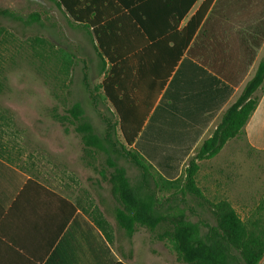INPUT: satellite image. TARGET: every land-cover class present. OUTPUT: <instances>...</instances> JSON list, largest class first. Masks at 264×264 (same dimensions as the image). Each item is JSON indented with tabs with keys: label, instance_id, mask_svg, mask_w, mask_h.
<instances>
[{
	"label": "crops",
	"instance_id": "obj_1",
	"mask_svg": "<svg viewBox=\"0 0 264 264\" xmlns=\"http://www.w3.org/2000/svg\"><path fill=\"white\" fill-rule=\"evenodd\" d=\"M97 3L102 22L106 16L109 22L112 17L127 22L124 45L118 48L123 57L118 60H123L125 76L122 111L134 114L140 126L132 148L164 178L177 180L264 57V0ZM207 4L195 28L197 13ZM73 28L86 32L95 49L85 29ZM3 37L0 33V39ZM113 66L118 64L108 63L109 78ZM108 104L112 114H118L110 101ZM245 132V137L227 142L214 158L201 161L199 174L204 162L214 165L223 161L226 167L234 166L238 161L236 141L242 138L251 152H264V92ZM3 147L7 154L0 157V264H142L136 258L131 260V249L119 255L83 212L77 192L49 181L56 177V166L44 164L37 154L21 165L10 155L17 150L15 145ZM67 150H73L72 144ZM75 156L82 168L83 144L75 147ZM215 175L211 170L212 183L217 182Z\"/></svg>",
	"mask_w": 264,
	"mask_h": 264
},
{
	"label": "trees",
	"instance_id": "obj_2",
	"mask_svg": "<svg viewBox=\"0 0 264 264\" xmlns=\"http://www.w3.org/2000/svg\"><path fill=\"white\" fill-rule=\"evenodd\" d=\"M63 9L70 18V25L85 29L93 38L97 55L101 60L103 81L93 89L96 101H110L118 114L103 118L105 130L97 133L80 103L73 104L65 114L57 116L59 124L66 133L70 127L79 136L86 157L96 158L103 155L105 166L99 170L102 181L110 185L111 195L116 202L114 218L120 230L131 240L140 228L151 233L155 242L169 243L181 264H260L264 258V197L243 219L227 199L209 200L198 185L197 176L200 162L214 158L230 140L245 137V127L257 109L264 92V57L254 75L244 86L240 96L228 108L212 136L205 140L198 152L188 161L182 177L171 181L164 178L138 151L132 148L139 131V121L134 114H123L124 71L123 54L118 51L124 45L123 30L127 24L123 17L102 22L99 15V0H51ZM212 1V0H211ZM209 4L201 8L193 22L195 28L206 13ZM132 14V13H131ZM132 16V15H131ZM0 17L30 26L41 22L39 13L21 15L18 12L0 8ZM133 17L138 25L140 19ZM143 25V24H142ZM0 33H4L0 31ZM6 35L5 39L12 38ZM36 44V39L34 40ZM156 42L157 40H151ZM37 43L51 49V55H58L63 72L71 79L76 56L53 43L37 40ZM108 63L118 64L111 68L108 77ZM87 87L88 75L84 73ZM94 93H97L94 96ZM115 117V118H114ZM8 117L0 114V122ZM1 126V123H0ZM2 148L3 144L0 145ZM0 157H4L0 151ZM124 159L133 164L140 172L139 179L132 183L127 169L118 163ZM194 198L201 208H208L215 224L199 219L193 221L190 214L195 212L188 199ZM83 212L103 232L113 244L109 235V223L102 213L90 212L80 204Z\"/></svg>",
	"mask_w": 264,
	"mask_h": 264
},
{
	"label": "rangeland",
	"instance_id": "obj_3",
	"mask_svg": "<svg viewBox=\"0 0 264 264\" xmlns=\"http://www.w3.org/2000/svg\"><path fill=\"white\" fill-rule=\"evenodd\" d=\"M0 8L21 15L35 12L41 15V22L30 26L0 17V31L4 36H13L0 45V114L8 117L7 121L0 122V145L14 144L19 151L15 149L10 155L21 165L26 164L28 156L37 154L44 164L56 166V177L51 176L49 181L61 189L67 185L69 190L77 192L85 208L92 213H102L119 255L131 249L134 253L131 260L136 258L142 264H181L172 246L153 241L148 230L140 228L129 240L118 228L114 218L116 202L110 185L99 175V170L105 166V157L89 158L85 154L80 168L75 147L82 146V142L72 127L66 133L59 124L57 116L65 114L75 103L82 105L100 135L105 130L103 118L113 117L107 101L102 98L95 101L92 97L93 89L103 81L104 74L90 37L83 30L73 28L65 11L51 0H0ZM37 40L49 41L76 56L70 80L61 69L58 55L50 58L51 49L38 44ZM85 72L90 89L84 81ZM242 140L236 141L238 161L234 166L226 167L223 161L214 165L204 162L198 181L211 201L227 199L246 219L264 197V152H251ZM69 144L73 150H67ZM239 144L243 145L241 153ZM0 151L7 154L6 147L0 146ZM118 163L127 169L132 183H136L139 170L127 160L118 159ZM211 170H215L217 182H211ZM188 201L195 208L189 216L191 220L202 219L215 224L208 208H200L194 198ZM260 264H264V258Z\"/></svg>",
	"mask_w": 264,
	"mask_h": 264
}]
</instances>
